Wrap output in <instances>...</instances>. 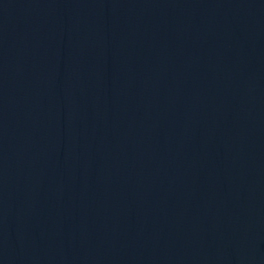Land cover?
<instances>
[{
  "label": "water",
  "instance_id": "obj_1",
  "mask_svg": "<svg viewBox=\"0 0 264 264\" xmlns=\"http://www.w3.org/2000/svg\"><path fill=\"white\" fill-rule=\"evenodd\" d=\"M0 264H264V0H0Z\"/></svg>",
  "mask_w": 264,
  "mask_h": 264
}]
</instances>
